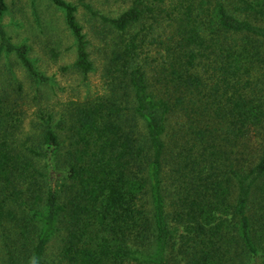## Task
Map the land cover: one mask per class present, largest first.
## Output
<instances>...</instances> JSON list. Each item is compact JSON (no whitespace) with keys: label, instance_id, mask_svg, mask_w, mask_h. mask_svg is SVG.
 I'll list each match as a JSON object with an SVG mask.
<instances>
[{"label":"trees","instance_id":"obj_1","mask_svg":"<svg viewBox=\"0 0 264 264\" xmlns=\"http://www.w3.org/2000/svg\"><path fill=\"white\" fill-rule=\"evenodd\" d=\"M49 1L88 72L76 6ZM100 18L106 92L72 102L66 150L51 127L14 145L0 98V264H51L55 233L57 264H264V0H131ZM3 51L46 80L0 22Z\"/></svg>","mask_w":264,"mask_h":264},{"label":"rangeland","instance_id":"obj_2","mask_svg":"<svg viewBox=\"0 0 264 264\" xmlns=\"http://www.w3.org/2000/svg\"><path fill=\"white\" fill-rule=\"evenodd\" d=\"M3 1L6 8L0 22L8 41L25 46L36 71L46 77L45 81L35 80L15 52H1L0 98L6 102L4 111L13 114L9 123L14 125L7 128L8 137L16 146L34 147L39 145L42 130L51 127L60 136L63 152L70 139L66 115L72 102L94 99L106 92L102 68L109 46L102 39L107 29H104L105 23L100 16L117 17L131 6V0H64L76 6L75 17L85 35L86 48L93 63L86 73L73 67L76 41L65 23L62 9L49 0ZM86 6L98 15H92ZM130 29V33H135L138 26L133 24ZM106 39H110L109 36ZM134 130L142 139L145 129L141 119ZM169 139L166 137V142ZM57 158L55 164L59 168L61 158ZM35 159L36 166L44 172V158ZM168 169L169 165L164 166L165 178ZM61 242L59 233L51 237L44 253L48 263H58ZM4 250L0 242V253Z\"/></svg>","mask_w":264,"mask_h":264}]
</instances>
